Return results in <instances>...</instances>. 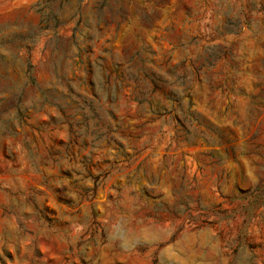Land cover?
<instances>
[{
  "label": "rangeland",
  "instance_id": "rangeland-1",
  "mask_svg": "<svg viewBox=\"0 0 264 264\" xmlns=\"http://www.w3.org/2000/svg\"><path fill=\"white\" fill-rule=\"evenodd\" d=\"M121 5L0 0V264H264V0ZM55 26L80 57L55 51ZM136 52L192 72L194 142L125 100L123 150L93 133L106 106L67 100L79 136L56 121L54 69L72 78L87 57L110 68Z\"/></svg>",
  "mask_w": 264,
  "mask_h": 264
},
{
  "label": "trees",
  "instance_id": "trees-1",
  "mask_svg": "<svg viewBox=\"0 0 264 264\" xmlns=\"http://www.w3.org/2000/svg\"><path fill=\"white\" fill-rule=\"evenodd\" d=\"M122 5L118 10L120 16L122 12L127 11V4L132 0H119ZM76 28H74L72 36H74ZM58 40L55 51H61L66 58L74 59L80 57L83 48L79 43L73 39L72 45L75 48V52L64 49V43L62 38L58 34V28L55 26L52 30ZM89 66V69H83L78 75L73 74L72 78L64 72L59 74L55 69L52 72L53 77L56 79L57 85L65 86L62 89L60 96L54 99V104L58 109V115L56 121L60 123H66L69 126L70 132L78 135V132L74 130L76 123H73V115L66 113V109L69 106L68 99L75 98L82 105V110L88 108L95 111V108L106 106L105 116H98L97 130L98 140L112 143L123 150L126 147L124 143L125 137L118 135L122 131L123 127L118 123L119 117L116 113L119 112L121 106H123L122 100L126 102H135L140 110L146 114H152L154 117L151 122L159 118H168V120L175 124L173 127L175 131V138H177L179 132H184L186 135V141L194 142L198 135L195 133L193 123L196 120L195 113L192 108V95L194 79L192 72L184 68L179 74L175 73H161L152 68L147 67L148 61L143 58L140 53L136 52L132 55L127 62L114 63L110 68L104 63L102 57H97L91 61L90 58L85 60ZM206 61H209L206 59ZM81 62H83L81 60ZM173 78L175 80H173ZM28 80L31 84L36 85L33 75H28ZM86 85L91 89V94L84 95L78 93L75 89V84ZM134 86L131 95L123 94V90L130 86ZM165 86L169 87L168 91H164ZM56 90V89H55ZM187 97L189 102L184 106V98ZM86 116V113L83 115ZM106 118V119H104ZM114 119L117 124L112 125L109 119ZM88 118L81 123L82 127L89 129L87 122ZM206 143H215L216 141L211 137L203 134ZM83 146H87L84 144ZM94 148V144H92ZM83 163H81V167ZM70 170L65 172L69 175ZM87 179L94 180V186L91 189L86 190V194L92 195L98 188V176L92 177L90 174L85 177ZM70 196H64L69 198ZM67 201H71L70 199Z\"/></svg>",
  "mask_w": 264,
  "mask_h": 264
}]
</instances>
